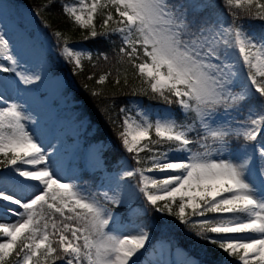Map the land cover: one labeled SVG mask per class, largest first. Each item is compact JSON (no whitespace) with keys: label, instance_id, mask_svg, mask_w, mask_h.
I'll return each mask as SVG.
<instances>
[{"label":"snow or ice","instance_id":"snow-or-ice-1","mask_svg":"<svg viewBox=\"0 0 264 264\" xmlns=\"http://www.w3.org/2000/svg\"><path fill=\"white\" fill-rule=\"evenodd\" d=\"M222 2L226 14L207 16L200 0H61L74 25L87 30L85 39L120 37L118 63L126 61L147 85L132 88L133 95L151 93L169 107L154 118L140 105L135 116L121 109L119 138L140 166L106 173L92 190L64 180L29 130L35 120L0 94V164L13 174L11 185L9 177L0 180V206L17 217L0 222V264H144L152 230L135 218L147 213L145 205L175 217L237 264H264V164L262 187L251 179L255 154L264 161V33L240 23H264V0ZM54 35L63 42L60 54L77 69L92 59L61 31ZM0 58L7 62H0V73L25 86L41 81L2 31ZM144 152L149 155L141 157ZM183 264L200 262L190 257Z\"/></svg>","mask_w":264,"mask_h":264},{"label":"rangeland","instance_id":"rangeland-1","mask_svg":"<svg viewBox=\"0 0 264 264\" xmlns=\"http://www.w3.org/2000/svg\"><path fill=\"white\" fill-rule=\"evenodd\" d=\"M200 2L207 5L208 0H200ZM244 26L257 35L264 33V27L255 29L250 24H244ZM0 31L9 40L22 65L26 64L30 69L39 70L42 76L40 82L25 86L20 84L13 74L0 73V94H3L9 102L21 103L26 114L35 120V124L29 123V130L37 135L46 151L51 153L50 163L64 180L66 182L75 181L82 187L93 190L92 185L84 183V172L98 174L96 189L100 185L102 176L106 173H118L125 166L135 167L128 159L124 158L110 169L105 166L103 159V152L109 143L98 141L86 144L84 142L83 136L89 126L88 117L72 102L70 95L65 94L69 86L67 78L64 75L49 74L48 58L55 49L54 43L51 36L40 26L30 8L17 0H0ZM113 36L119 37L118 35ZM70 46L92 53L85 44ZM0 62L7 63L2 58H0ZM138 105L153 114V118L155 114L163 113L169 107L162 104H146L140 98H131L123 108L129 109V114L135 116L138 112ZM171 110L175 112L172 107ZM124 115L125 113L121 112L122 120ZM3 159L4 157L0 156V160ZM254 160L255 165L251 179L257 188H261L258 153L255 154ZM4 177H9L8 183L11 185L13 174L4 168L3 164H0V180ZM128 182L134 183L135 181ZM7 207V204L0 206V222L12 223L17 217L5 213L4 208ZM190 257L195 258L187 255L182 248L172 249L169 243L159 242L155 248L152 249L149 246L146 249L144 264H149V261L152 264H155L156 261L183 264ZM227 257L232 260L233 264H237L234 258L228 255Z\"/></svg>","mask_w":264,"mask_h":264},{"label":"trees","instance_id":"trees-1","mask_svg":"<svg viewBox=\"0 0 264 264\" xmlns=\"http://www.w3.org/2000/svg\"><path fill=\"white\" fill-rule=\"evenodd\" d=\"M27 5L36 16L40 26L43 27L48 35L52 37L55 49L48 58V71L50 75H65L69 82V88L65 94H69L73 103L81 109L88 117L89 126L85 136V143L104 140L109 142V146L103 152L105 164L108 168H113L124 157L129 158L131 163L137 167L131 154H128L122 147L119 133L121 131V109L131 98H141L147 104H164L158 97L133 95L132 88L139 90L146 88L147 85L142 82L138 76H134L133 69L126 61L118 63V50L121 47L120 38L117 36L97 37L95 39H85L88 35L87 30L74 25L73 21L63 12L61 0H57L49 8L43 5L48 0H17ZM64 2H73V0H64ZM208 7L203 11V15L215 16L221 13L226 14L222 0H209ZM113 15L115 13L113 11ZM103 22V15L98 14L95 19L97 31H100V25ZM240 23L250 24L255 29L264 27V23L254 20H241ZM110 26L111 22H110ZM61 31L69 41V45L85 44L92 51V59L84 60L83 68L77 69L73 63L68 62L60 53L63 42H58L54 33ZM101 54H107L108 60H104ZM120 73V84L115 83L117 73ZM111 72L104 84L97 83L99 77L105 73ZM127 74L128 86L124 85V74ZM91 77V78H90ZM93 92H99L100 95H93ZM174 108L178 119H183V114L176 105ZM264 135V133H262ZM152 138L156 139L154 132ZM243 143V141H239ZM148 152L141 153V157L148 156ZM260 166L264 161L259 162ZM97 173H83L84 183L93 186L97 185ZM163 203V202H161ZM178 203V202H177ZM147 213H141L135 218L136 223H146L152 230L151 246L161 240L169 242L172 246L183 248L189 256L195 257L200 264H233L227 254L219 250L216 246L196 239L190 230L186 229L175 217L166 213H158L150 206ZM176 206H173V211ZM190 211V210H189ZM163 222V226H159ZM12 261L15 260L13 256ZM57 264H63L62 261Z\"/></svg>","mask_w":264,"mask_h":264}]
</instances>
